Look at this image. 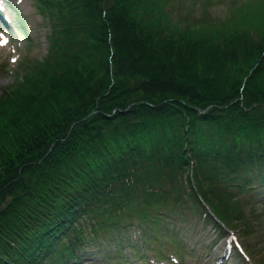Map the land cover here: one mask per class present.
<instances>
[{
  "label": "trees",
  "instance_id": "16d2710c",
  "mask_svg": "<svg viewBox=\"0 0 264 264\" xmlns=\"http://www.w3.org/2000/svg\"><path fill=\"white\" fill-rule=\"evenodd\" d=\"M35 2L48 53L0 93V264H69L105 231L151 242L173 215L253 234L264 0L181 25L157 0Z\"/></svg>",
  "mask_w": 264,
  "mask_h": 264
},
{
  "label": "rangeland",
  "instance_id": "374dc122",
  "mask_svg": "<svg viewBox=\"0 0 264 264\" xmlns=\"http://www.w3.org/2000/svg\"><path fill=\"white\" fill-rule=\"evenodd\" d=\"M9 1L11 6L7 5L5 10H8L10 27L4 24L0 28V33L8 39L7 44H0V93L13 83L15 75L22 74L21 61L28 59V64L32 63L30 58L40 61L48 50V26L35 9V3L32 0ZM243 2L244 0H157L160 11L165 12V18L170 23L179 25L186 21L190 23L193 19L217 18L221 21ZM18 18L22 21L24 31L17 27L15 21ZM252 194L255 206L258 207L255 209L261 210L262 214L259 220L251 217L247 220L254 229V233L248 237H241L238 229V232L225 229L220 233L211 224H204L202 219H197L191 213L183 218L173 215L172 219L162 221L166 226L160 227L162 231L156 234L157 240L151 242L141 239L137 227L129 232L121 230L116 235H113V230L105 231V237L93 243L84 254H79L75 264H112V257H120L116 253L118 240L122 248L121 255L133 264H141L140 261H133L135 247L140 249V255L149 264H260L264 259V185ZM248 210L247 207L246 211ZM179 243L182 245L180 251L176 247ZM154 246L159 247L157 253L162 257L155 256Z\"/></svg>",
  "mask_w": 264,
  "mask_h": 264
},
{
  "label": "snow or ice",
  "instance_id": "6c2138e0",
  "mask_svg": "<svg viewBox=\"0 0 264 264\" xmlns=\"http://www.w3.org/2000/svg\"><path fill=\"white\" fill-rule=\"evenodd\" d=\"M8 39L6 36L3 35V33H0V44H7Z\"/></svg>",
  "mask_w": 264,
  "mask_h": 264
}]
</instances>
